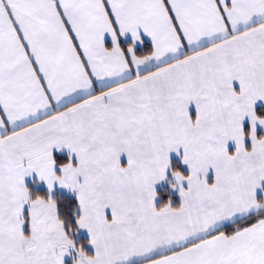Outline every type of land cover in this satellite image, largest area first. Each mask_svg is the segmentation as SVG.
<instances>
[{
    "label": "snow or ice",
    "instance_id": "obj_1",
    "mask_svg": "<svg viewBox=\"0 0 264 264\" xmlns=\"http://www.w3.org/2000/svg\"><path fill=\"white\" fill-rule=\"evenodd\" d=\"M0 264H264V0H0Z\"/></svg>",
    "mask_w": 264,
    "mask_h": 264
}]
</instances>
